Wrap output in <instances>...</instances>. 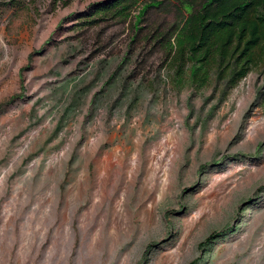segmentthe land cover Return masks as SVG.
<instances>
[{"label": "rangeland", "instance_id": "1", "mask_svg": "<svg viewBox=\"0 0 264 264\" xmlns=\"http://www.w3.org/2000/svg\"><path fill=\"white\" fill-rule=\"evenodd\" d=\"M111 1L0 0V264H264V57L194 85Z\"/></svg>", "mask_w": 264, "mask_h": 264}, {"label": "trees", "instance_id": "2", "mask_svg": "<svg viewBox=\"0 0 264 264\" xmlns=\"http://www.w3.org/2000/svg\"><path fill=\"white\" fill-rule=\"evenodd\" d=\"M164 3H176L181 19L150 38L162 43L173 63L189 64L192 84L204 85L212 66L238 82L264 57V0H112L93 11L91 24L125 21L136 8L134 39L148 10ZM176 77L180 82V69Z\"/></svg>", "mask_w": 264, "mask_h": 264}, {"label": "bare ground", "instance_id": "3", "mask_svg": "<svg viewBox=\"0 0 264 264\" xmlns=\"http://www.w3.org/2000/svg\"><path fill=\"white\" fill-rule=\"evenodd\" d=\"M161 145L162 143H159L158 145H154L153 148L150 149V151L148 152V160H149V164L152 165V164H157L159 163L160 161V156H159V153H161ZM164 145L167 146L168 145V142L165 141L164 142ZM174 144H172L173 146ZM171 146V148H172ZM173 151V149H171ZM137 166V160L132 158L130 160V162L127 164V168L130 170V171H133Z\"/></svg>", "mask_w": 264, "mask_h": 264}]
</instances>
